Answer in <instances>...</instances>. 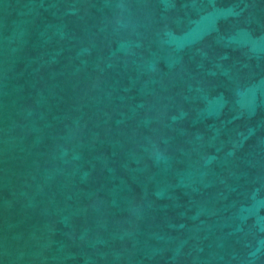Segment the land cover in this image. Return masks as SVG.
Wrapping results in <instances>:
<instances>
[{"label": "water", "instance_id": "water-1", "mask_svg": "<svg viewBox=\"0 0 264 264\" xmlns=\"http://www.w3.org/2000/svg\"><path fill=\"white\" fill-rule=\"evenodd\" d=\"M0 264H264V0H0Z\"/></svg>", "mask_w": 264, "mask_h": 264}]
</instances>
